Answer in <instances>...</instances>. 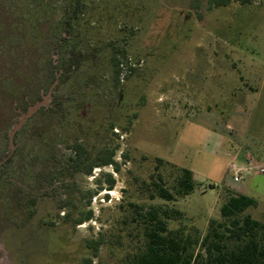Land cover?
Segmentation results:
<instances>
[{"label":"rangeland","instance_id":"obj_1","mask_svg":"<svg viewBox=\"0 0 264 264\" xmlns=\"http://www.w3.org/2000/svg\"><path fill=\"white\" fill-rule=\"evenodd\" d=\"M88 1L95 24L77 22L66 45L63 29L54 26L63 18L64 0H50L21 64L0 58V162L10 153L9 134L21 112L58 79L50 103L15 137L17 177L0 179V264H78L92 255L87 241L100 233L122 235L127 244V231H136L131 202L174 207L184 219L170 221L171 230L205 233L220 217V194L243 187L258 201L246 214L264 222V174L251 170L255 163L264 166V0L221 7L208 0H124L136 12L125 32L106 4ZM3 10L0 29L8 33L16 22ZM25 12L30 22L34 10ZM115 50L124 65L119 86ZM7 79L24 96L2 87ZM76 141L86 149V163L115 150L119 172L115 166L94 168L91 175L76 171L69 149ZM157 159L165 163L169 187L177 169L191 170L194 191L174 203L151 200L143 186ZM106 174L116 181L112 190ZM90 210L93 219L75 227L72 221ZM127 251L104 246L93 264H126Z\"/></svg>","mask_w":264,"mask_h":264},{"label":"trees","instance_id":"obj_2","mask_svg":"<svg viewBox=\"0 0 264 264\" xmlns=\"http://www.w3.org/2000/svg\"><path fill=\"white\" fill-rule=\"evenodd\" d=\"M114 1L100 0L99 4L101 8L102 4L107 5L106 10L110 12L113 23L118 24L121 22L124 24L121 29L125 32L126 29L128 30L126 21L132 22L135 19V7L129 8L124 0H116L117 5ZM252 1L254 0H208V3L210 6L221 7L232 2L250 3ZM50 5H53L50 0H0V6L4 9L3 13L8 12L12 21L16 22L8 33L0 29V58H8L9 63H14L15 66L21 64V61L24 60V54L26 55L29 52L38 39V25L42 21L39 20V15L44 10H48ZM95 5L96 2L93 6L96 7ZM27 7L34 10L30 22L25 20ZM91 10L93 11L94 8L89 5L88 0H64L63 18L54 25L60 33L63 29L64 33L61 34V38L64 45L70 42L71 34L77 22L85 21L94 26L95 22L88 18ZM130 15L133 18L132 21L127 20ZM64 34H67L65 36L68 37H64ZM90 39L92 38L86 37L89 47L94 48V40L92 43ZM121 53V51L115 50L111 57L115 86H119L123 82L121 77L124 65ZM52 66L54 69L56 68L53 63ZM60 68L63 70L60 79L61 84L64 79V68L63 66ZM130 70L135 69L130 67ZM1 84L2 87L9 89L12 87L13 90L15 88L14 94L18 97L20 94L24 96L23 88L17 86L12 79L2 80ZM43 111L44 108L39 112ZM69 149L74 155L72 158L75 160V170L82 171L85 175H91L94 168L102 166H115L116 171L119 172L120 170L119 164L114 160L115 150H104L97 161L86 163L87 152L82 144L76 141L74 145L69 146ZM20 151L18 147L8 161L0 167V175L2 174L0 179L3 176V178L9 180L17 177L16 169L12 165L14 158ZM164 166V161L157 159L155 171L150 176V182L144 183V190L150 194V199L159 198L165 202L174 203L189 196L196 187L194 173L189 169H177L179 175L174 185L169 187L162 173ZM105 176L106 187L112 190L116 181L112 174H106ZM0 185L3 186V183L0 182ZM92 195L93 193L90 194L89 202ZM220 200L222 201L220 217L209 221L205 233H201L197 229L190 232L183 228L171 230L169 228L170 221L184 219L183 213L174 207L163 205L147 207L131 202L128 205L132 212L130 223L136 225L134 229L136 231H127V237L130 238L129 242L125 244L123 241L125 237L122 235L113 234L106 237L100 233L96 239L87 241V248L92 251V255L84 257L78 264H93L94 258L98 256L100 249L104 246L128 249L127 255L124 257L126 264H264V222L257 221L246 214L249 208L258 206V201L248 195L227 188L224 193L220 194ZM69 217L70 215L67 216V219ZM93 217L94 213L90 210L81 213L72 222L76 227L91 221ZM124 222L125 225H128L127 220Z\"/></svg>","mask_w":264,"mask_h":264},{"label":"water","instance_id":"obj_3","mask_svg":"<svg viewBox=\"0 0 264 264\" xmlns=\"http://www.w3.org/2000/svg\"><path fill=\"white\" fill-rule=\"evenodd\" d=\"M58 84V79L51 86L48 93L42 97L41 100L36 101L34 104L30 105L26 112H21L19 122L13 127L9 134L10 141V153L0 162V167H2L8 159L13 155L16 145H15V137L16 134L24 127V125L42 108L46 107L51 100L53 91Z\"/></svg>","mask_w":264,"mask_h":264},{"label":"built area","instance_id":"obj_4","mask_svg":"<svg viewBox=\"0 0 264 264\" xmlns=\"http://www.w3.org/2000/svg\"><path fill=\"white\" fill-rule=\"evenodd\" d=\"M251 170L257 171L259 174H264V166H260L259 164L255 163L254 166H251ZM241 170L235 172L234 180L235 182H240L242 179Z\"/></svg>","mask_w":264,"mask_h":264},{"label":"crops","instance_id":"obj_5","mask_svg":"<svg viewBox=\"0 0 264 264\" xmlns=\"http://www.w3.org/2000/svg\"><path fill=\"white\" fill-rule=\"evenodd\" d=\"M227 126L229 127V125H227ZM235 191L238 192V193H242V194L247 195L246 192H245L246 190H245V188H243V187H242V188H238V189L235 190Z\"/></svg>","mask_w":264,"mask_h":264},{"label":"flooded vegetation","instance_id":"obj_6","mask_svg":"<svg viewBox=\"0 0 264 264\" xmlns=\"http://www.w3.org/2000/svg\"><path fill=\"white\" fill-rule=\"evenodd\" d=\"M53 92H54V91H53ZM43 96H44V95L41 96V99H42ZM41 99H40V100H41ZM44 108H45V107H44ZM40 110H41V109H40ZM40 110H39V111H40ZM39 111H38V112H39ZM38 112H37V113H38ZM37 113H36V114H37ZM36 114H35V115H36ZM35 115H34V116H35ZM24 126H25V125H24ZM16 135H17V134H16Z\"/></svg>","mask_w":264,"mask_h":264}]
</instances>
